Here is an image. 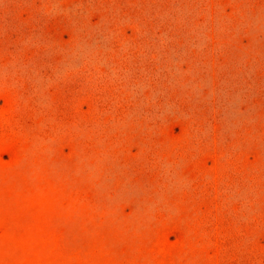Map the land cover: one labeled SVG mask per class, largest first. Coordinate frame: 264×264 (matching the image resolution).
Returning <instances> with one entry per match:
<instances>
[{"label":"rangeland","instance_id":"obj_1","mask_svg":"<svg viewBox=\"0 0 264 264\" xmlns=\"http://www.w3.org/2000/svg\"><path fill=\"white\" fill-rule=\"evenodd\" d=\"M0 264H264V0H0Z\"/></svg>","mask_w":264,"mask_h":264}]
</instances>
